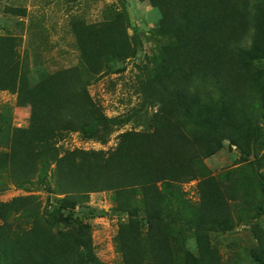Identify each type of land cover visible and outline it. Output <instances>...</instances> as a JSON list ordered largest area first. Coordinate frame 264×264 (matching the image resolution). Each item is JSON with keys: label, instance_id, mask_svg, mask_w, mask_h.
<instances>
[{"label": "trees", "instance_id": "16d2710c", "mask_svg": "<svg viewBox=\"0 0 264 264\" xmlns=\"http://www.w3.org/2000/svg\"><path fill=\"white\" fill-rule=\"evenodd\" d=\"M142 1H149L162 13L160 26L155 30L160 39L158 55L154 64L143 60L138 66L137 94L142 101L125 116L109 118L90 95L77 69L60 71L30 84L17 71L19 55L13 41L0 40V88L15 90L20 105L31 111L29 127L15 130V181L21 188L40 175L42 181L38 185L43 186L39 190L62 196L42 215L26 207L24 215L32 226L15 240L11 264H102L92 249L90 226L71 218L76 208L86 207L94 192L125 193L127 199L119 202V212L133 218L143 213L153 229L170 204L172 184L198 176L204 145L196 144L197 136L216 124L212 116L216 91L239 83L250 61L264 53V47L258 46L264 38V0ZM126 21L120 15L111 22L76 24L80 49L92 74L136 58L141 39L137 33L133 39L129 36ZM252 31L254 43L250 41ZM148 109L155 112L144 123ZM130 122L145 127V131L123 134L116 150L106 158H86L76 152L59 157L51 145L54 138L68 132L106 141L110 124ZM51 160L56 169L48 177L40 167H48ZM251 164L257 173L258 161ZM258 176L264 195V178ZM66 232L77 236L74 245L78 251L82 249L77 263L75 257H68V252L63 254L57 244L64 241ZM157 248L155 259L148 256L144 260L140 249L138 262L128 260V264H174L181 255L170 248L160 249V243ZM166 252L171 262L166 261ZM183 257L185 264H204V249L198 250V256L185 253Z\"/></svg>", "mask_w": 264, "mask_h": 264}, {"label": "rangeland", "instance_id": "374dc122", "mask_svg": "<svg viewBox=\"0 0 264 264\" xmlns=\"http://www.w3.org/2000/svg\"><path fill=\"white\" fill-rule=\"evenodd\" d=\"M120 15L126 17L129 36L133 39L137 33L141 39L137 56L112 70L92 74L81 52L75 26L111 22ZM161 20L160 9L142 0H0V40L13 41L19 55L18 73L25 75L30 84H37L54 73L77 69L90 95L109 118L129 114L142 101L137 94L138 66L143 60L155 63L160 40L155 30ZM258 46L264 47V38ZM212 102L216 124L211 130L204 129V135L197 136L196 141L199 147L204 145L198 176L172 184L170 204L165 206L153 229L150 230L147 216L141 213L143 206L136 218L119 212V202L127 198L125 193L115 190L91 193L86 207L72 212V219L90 226L92 249L102 264L138 262L140 249L144 260L148 256L155 259L159 243L160 249L170 248L181 254L174 264H185L184 254L198 256L200 248L204 249V264H264V195L258 176L264 178V53L250 61L239 83L216 91ZM30 112L29 107L20 105L15 90L0 88L2 264L12 263L15 240L32 226L24 215L26 207L42 215L55 200L62 198L38 189L43 186L38 185L42 181L40 175L21 188L15 181L12 170L15 130L29 127ZM154 112L152 109L144 112V123L149 122ZM145 129L134 122L110 124L106 141L68 132L54 138L51 145L59 157L76 152L86 158H106L116 150L123 134ZM252 161L259 163L257 173ZM49 163L48 167H40L48 177L56 169L54 161ZM162 186L159 183L160 189ZM54 187L52 182L51 188ZM65 235L64 241L57 244L63 248V254L68 252V257H75L77 263L82 251L74 245L77 236L68 232ZM164 257L171 262L169 253Z\"/></svg>", "mask_w": 264, "mask_h": 264}]
</instances>
